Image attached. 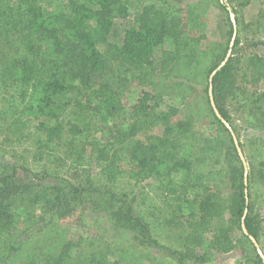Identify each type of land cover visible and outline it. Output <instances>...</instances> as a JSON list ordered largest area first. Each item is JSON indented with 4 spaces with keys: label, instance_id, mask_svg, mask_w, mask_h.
Here are the masks:
<instances>
[{
    "label": "rangeland",
    "instance_id": "rangeland-1",
    "mask_svg": "<svg viewBox=\"0 0 264 264\" xmlns=\"http://www.w3.org/2000/svg\"><path fill=\"white\" fill-rule=\"evenodd\" d=\"M139 2L164 5L169 15L179 19L183 44L169 42L158 47L157 69H146L148 75L133 76L126 66L112 62L104 79L126 80L127 90L121 92L123 119L130 121V110L144 91L151 90L150 85L163 102L161 109H174L176 113L168 119L172 132L167 134L165 126L157 132L152 123L144 143L149 146L156 143L157 136L167 137V149L178 159L190 162L189 179L180 174L168 185L158 178L137 179L121 173L109 180L104 164L92 158L79 163L72 154L76 150H68L65 145L55 148L52 154L39 153L37 143L44 137L34 130L33 120L13 110L24 108L20 89H5L0 81V179L19 166L25 170L18 172L17 185L59 188L55 191L57 220L53 225L47 228L51 212L43 210L42 203L32 210L36 225L31 230L24 233L26 218L18 219L23 234L19 230L16 233L20 250L15 252L14 264H21L17 254L25 256L49 241L57 244L64 236L77 246L71 264L80 256H103L110 264H260L257 255L261 253L264 258V98L260 99L264 96V81L252 84L251 76L252 59L264 58V0H226L227 10L218 0ZM134 13L131 10V17ZM178 48V60L169 61V54L175 55ZM229 54L234 60L232 79L217 97V108L229 116L227 122L245 157L248 214L258 229V249L250 239H244L246 234L233 220L237 188L234 175L240 163L232 149V136L215 124L209 95L214 70ZM166 61L168 70L163 67ZM185 121L190 122L192 130L182 136L176 125ZM191 181L209 186L216 202L206 225L195 230L192 223L201 221L200 216L194 219L188 209L180 213L175 208L182 188ZM70 186L108 195H76ZM167 186L177 190L168 192ZM113 196L122 197L126 207L133 208V216L119 211L120 204ZM133 217L147 226L152 241L170 251L152 244Z\"/></svg>",
    "mask_w": 264,
    "mask_h": 264
},
{
    "label": "trees",
    "instance_id": "trees-1",
    "mask_svg": "<svg viewBox=\"0 0 264 264\" xmlns=\"http://www.w3.org/2000/svg\"><path fill=\"white\" fill-rule=\"evenodd\" d=\"M139 1L0 0V81L5 89H20L24 108L13 110L33 120L34 130L44 137L37 143L39 153L47 151L52 154L55 148L65 145L68 150H76L72 154L79 163L92 158L104 164L103 170L109 180L128 173L137 179L158 178L169 185L180 174L189 179L190 162L178 159L167 149V137L157 136L156 143L149 146L144 140L149 139L147 130L152 123H155L157 132L162 126L167 134L172 132L168 119L176 112L161 109L163 102L150 85L151 90L144 91L130 110V121L123 119L121 92L127 90L126 80H115L118 77L114 81L104 79L112 62L126 66L125 70L133 76L148 75L146 69H157L155 50L158 47L169 42L183 44L179 19L169 15L164 5ZM218 1L227 10L226 0ZM131 10L135 11L133 17ZM169 56V61L178 60L180 50ZM169 61L163 64L165 70L170 66ZM251 65L252 84H260L264 81V58L255 57ZM233 69L234 60L230 58L214 70L212 85L216 105L217 97L232 79ZM220 114L229 121L225 112L220 110ZM214 119L218 129H223L231 137L222 122L216 116ZM176 127L182 136L192 130L189 121ZM232 149L240 163L234 175L237 188L233 220L241 232L244 223L247 230L244 239L253 237L257 240L254 219L248 213L245 216L249 211L246 170L234 145ZM24 170L13 167L0 179V264H14L15 252L20 250L16 247V233L20 231L18 219L26 218L24 233L31 230L36 225L32 210L42 203L43 210L51 212L47 228L57 220L55 204L58 197L55 191L59 188L17 185L18 172ZM167 188L171 193L177 190ZM182 189L176 199L179 205L175 208L180 213L188 209L194 219L200 216L198 220L201 221L195 220L192 228H201L212 215L215 197L209 186L192 181ZM70 191L76 195H108L92 188L70 186ZM122 199L113 196V200L120 204L119 211L133 216V208L126 207L127 203ZM133 218L152 244L170 251L152 241L150 231L141 219ZM76 247L64 236L57 244L49 241L42 248L27 251L25 256L17 255L21 264H71ZM257 259L264 264L260 255ZM74 264L110 263L103 256H80Z\"/></svg>",
    "mask_w": 264,
    "mask_h": 264
},
{
    "label": "water",
    "instance_id": "water-1",
    "mask_svg": "<svg viewBox=\"0 0 264 264\" xmlns=\"http://www.w3.org/2000/svg\"><path fill=\"white\" fill-rule=\"evenodd\" d=\"M230 57V54L228 55L227 59L225 62L228 61ZM215 75V73L213 74V76ZM212 76V78H213ZM209 95H210V101H211V105H212V108H213V111H214V114L215 116L222 122V124L226 127V129L230 132L232 138H233V141H234V145H235V148L237 150V153H238V156L241 160V162L243 163L244 167H245V170H247L246 168V161H245V157L243 155V152L241 150V147H240V143L238 142L237 138H236V135L234 133V130L233 128L230 126V124L222 117V115L220 114L218 108H217V105L215 103V99H214V94H213V85H212V79H211V84H210V89H209ZM245 184L247 185V176L245 177ZM246 194H247V191H246ZM248 211H246L245 213V216L247 215ZM244 220V219H243ZM242 229L244 231V233L247 235V230H246V227L244 225V223L242 224ZM250 240L252 241V243L254 244V246L258 249V244H257V241L255 238L253 237H250ZM260 256L263 258L262 254L260 253ZM264 259V258H263Z\"/></svg>",
    "mask_w": 264,
    "mask_h": 264
}]
</instances>
